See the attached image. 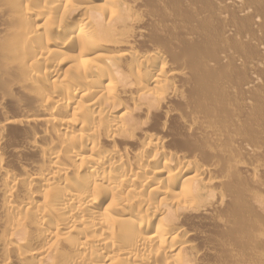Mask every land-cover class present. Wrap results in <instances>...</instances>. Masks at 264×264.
<instances>
[{
  "label": "bare ground",
  "instance_id": "6f19581e",
  "mask_svg": "<svg viewBox=\"0 0 264 264\" xmlns=\"http://www.w3.org/2000/svg\"><path fill=\"white\" fill-rule=\"evenodd\" d=\"M226 5L264 10L261 1ZM129 6L0 0V109L13 90L15 103L31 109L0 114V144L17 124L20 144L35 154L27 171L5 167L0 152V264H196L192 224L224 205L225 182L258 170L218 145L205 153L216 165L198 150L175 155L150 131L158 119L141 116L178 91L171 79L182 67L202 77L213 64L190 55L175 70L163 53H143ZM149 82L171 91L161 95Z\"/></svg>",
  "mask_w": 264,
  "mask_h": 264
},
{
  "label": "rangeland",
  "instance_id": "374dc122",
  "mask_svg": "<svg viewBox=\"0 0 264 264\" xmlns=\"http://www.w3.org/2000/svg\"><path fill=\"white\" fill-rule=\"evenodd\" d=\"M127 1L140 20L138 27L142 29V35L136 39V43L142 52L155 50L163 53L175 70H180L179 62L182 61L179 60L190 55L193 61L200 62L205 58L206 62L209 60L208 65L213 64V68L209 67L214 74L207 70L205 75L201 73L202 77L191 71L192 65L181 66L182 76L171 79L174 89L178 91L174 90L175 94L166 97L163 103H152L156 109L151 104L153 107L150 106L141 116L158 119L155 118L154 125L151 123L150 131L165 138L166 148L175 155L189 154L193 150L206 155L209 150L206 147L213 149L218 145L224 152L231 150L236 155H233L234 159L238 158L241 163L258 165V170L252 174L241 172L239 177L236 175L234 179H229L230 187L225 182L221 187L224 205L216 207V211L212 209L215 214L212 215L214 212L210 211L207 219H198L192 224L195 232L192 242L199 253L197 263L264 264V10L256 13L251 8L246 13L239 12L235 7L226 5L230 0ZM250 1L254 7L255 2H264ZM217 8L222 9L220 14ZM2 16L4 14L0 12V25L6 19ZM147 87L165 96L163 92L171 91L166 89L167 86V91H163V85L152 82L147 83ZM11 93L18 95L19 91L13 90ZM12 94H6L11 99L4 97L10 100H4V109L1 107L0 114L7 110V114L11 115L12 112L18 118L21 106L20 109L31 110L22 103H15V95ZM11 102L17 105H14L15 109ZM12 126L3 130H6V134L0 144V152L3 151L6 156L5 167L13 170L14 163H17V166H25L23 168L28 171L29 159L34 158L35 154L25 149L23 143L20 144L22 141L16 136L22 130L20 126ZM37 129L35 126L34 130ZM29 136L23 137L28 140ZM8 143H18L19 148ZM15 148L18 150L16 153L12 152ZM15 158L17 162L12 161ZM212 158L216 157H210L208 161L213 165L221 161ZM224 188L229 189L226 191ZM220 211L224 213L218 217ZM210 217L215 218L211 220ZM216 218H220V221L217 219L215 222Z\"/></svg>",
  "mask_w": 264,
  "mask_h": 264
}]
</instances>
